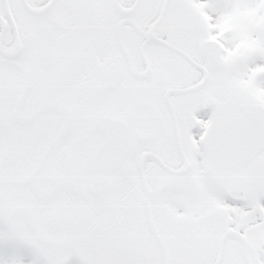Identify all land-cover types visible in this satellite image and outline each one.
Segmentation results:
<instances>
[{"label":"snow or ice","instance_id":"obj_1","mask_svg":"<svg viewBox=\"0 0 264 264\" xmlns=\"http://www.w3.org/2000/svg\"><path fill=\"white\" fill-rule=\"evenodd\" d=\"M0 264H264V0H0Z\"/></svg>","mask_w":264,"mask_h":264}]
</instances>
